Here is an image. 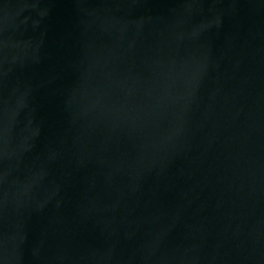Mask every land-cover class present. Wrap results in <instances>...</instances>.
<instances>
[{"label":"water","instance_id":"water-1","mask_svg":"<svg viewBox=\"0 0 264 264\" xmlns=\"http://www.w3.org/2000/svg\"><path fill=\"white\" fill-rule=\"evenodd\" d=\"M0 264H264V0H0Z\"/></svg>","mask_w":264,"mask_h":264}]
</instances>
